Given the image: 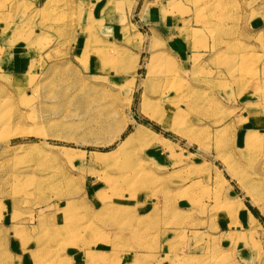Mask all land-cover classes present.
Masks as SVG:
<instances>
[{
    "label": "rangeland",
    "instance_id": "rangeland-1",
    "mask_svg": "<svg viewBox=\"0 0 264 264\" xmlns=\"http://www.w3.org/2000/svg\"><path fill=\"white\" fill-rule=\"evenodd\" d=\"M55 1L0 0V264H264V0Z\"/></svg>",
    "mask_w": 264,
    "mask_h": 264
},
{
    "label": "bare ground",
    "instance_id": "bare-ground-1",
    "mask_svg": "<svg viewBox=\"0 0 264 264\" xmlns=\"http://www.w3.org/2000/svg\"><path fill=\"white\" fill-rule=\"evenodd\" d=\"M55 1V0H54ZM53 2V0H44V5H42V6H44L43 8H46L47 6H49L51 3ZM56 2V1H55ZM3 17L5 18V16H0V19H3ZM13 27H14V29H15V31H16V33H18L17 34V36L19 35V33L21 32V26H17V25H15V24H13V25H11V24H2V22H1V24H0V36H6L7 35V32L9 33L10 31H12L13 32ZM181 29H183V25H182V28ZM15 36H16V34H15ZM29 44V43H28ZM31 44V43H30ZM76 229V232H77V230L78 229H80V228H78V227H76L75 228ZM66 230H68V229H66ZM74 232V231H73ZM73 232H70L71 233V235L72 234H74ZM68 234V236H69V233H67ZM76 234V233H75ZM78 234V233H77ZM82 244H83V248L81 247V249L78 247H76L77 249V254L76 255H78V257L77 258H86L85 256L86 255H88V256H91L92 255V253L91 252H87V251H85L84 252V250H85V246H87L86 245V243H85V241H83L82 242ZM73 245H74V242H73ZM75 246V245H74ZM84 253H86V255L84 254ZM83 254H84V256H83Z\"/></svg>",
    "mask_w": 264,
    "mask_h": 264
},
{
    "label": "crops",
    "instance_id": "crops-1",
    "mask_svg": "<svg viewBox=\"0 0 264 264\" xmlns=\"http://www.w3.org/2000/svg\"><path fill=\"white\" fill-rule=\"evenodd\" d=\"M246 141V139H245ZM245 144V142H244ZM151 207V205H145L143 206V208L147 209L146 211V215L149 214V208ZM258 209V208H257ZM241 210L243 211V214L245 215L246 219H247V223L250 224H258L262 227V225H264V214L263 213H258L256 211V207L254 205H247L244 204L243 207H241ZM261 214V215H259ZM253 219V220H252ZM234 230H237L236 227H233ZM17 264H23L20 262H17Z\"/></svg>",
    "mask_w": 264,
    "mask_h": 264
}]
</instances>
